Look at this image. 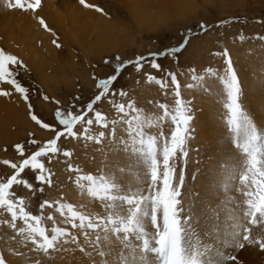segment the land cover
<instances>
[{
  "label": "snow or ice",
  "instance_id": "1",
  "mask_svg": "<svg viewBox=\"0 0 264 264\" xmlns=\"http://www.w3.org/2000/svg\"><path fill=\"white\" fill-rule=\"evenodd\" d=\"M79 2L85 7L103 11L87 4L86 0ZM6 6L35 13L41 7V0H7ZM227 22L222 20L219 24ZM38 23L51 31L43 18H38ZM209 28L210 25L204 22L198 25L201 33ZM192 35L189 29L181 43L158 53H149L151 59L137 56L135 60L121 63L117 56L114 74L104 79L93 77L97 79V94L87 103L86 109L74 113L71 108L75 104H72L66 112L60 108L55 110V120L61 126L59 129L44 122L35 113L30 103V88L19 79L21 70H26L27 66L16 55L0 48V83H7L12 88V91L0 88V96L19 94L27 103L30 119L40 128L54 133L42 144L36 139L16 143L13 147L19 156L18 161L0 160V165L11 169L10 175L5 173L0 176V216L6 214L10 217L0 223L14 230L25 247L31 244L29 251H38L50 257L60 250L59 241L63 239L64 243H68L67 238H70L80 252H85V248L78 243V236L68 228L57 226L51 212L44 216L45 209H54L63 218V223L71 225L86 238L101 258L99 264H244L239 253L246 247L258 246L264 252V235H254V229L264 231V126H260L245 107L242 81L227 48L213 53L223 58L222 70L209 66L198 73L191 68L190 82L185 85L213 96L216 103L222 106L220 119L226 131L220 138L229 145V152L212 162L217 195L220 191L225 195L215 201L209 198L197 216V222L200 219L205 222L203 239L193 228L192 209L195 205H184V191L189 180L187 167L193 151L189 144L195 139L196 129L192 125L196 114L193 101L181 96L177 73L162 68L157 58L167 56L178 63L179 54L189 44ZM252 38L264 43V36ZM239 39L243 41L245 37L240 35ZM56 46L60 47L59 44ZM104 62L111 63L107 59ZM145 62L151 68L165 72V76L160 78L145 73V79L147 83H154L164 90V95L171 87L174 106L149 100L148 104H155L162 110L160 115H156L138 107L135 100L116 103L109 99L117 118L108 120L94 105L109 95L127 97L129 93L123 88L116 90L111 86L128 65H134L136 72H140ZM213 80L219 84L216 91L209 83ZM43 99L48 101L50 98L45 95ZM55 103L59 104V101ZM90 113L93 114L91 118ZM167 121L173 127L165 134L163 126ZM78 124L83 125L80 132L75 130ZM93 124L108 131L90 134ZM118 126L123 132L121 136L117 135ZM152 128L160 131L152 133L149 131ZM62 137L83 138L97 145H104L107 140L99 175L85 173L71 162L67 163V170L75 174L74 184L81 194L99 201L105 215L77 210L71 203L49 199L39 203L41 214L36 215L29 209L26 198L17 195L16 187L22 186L35 196L43 194L45 186H54V173L46 167V161L51 163L59 155L70 160L73 155L71 151L61 149L58 141ZM31 146H35V150L28 154ZM109 155L113 159L110 160ZM28 173L32 174L39 187L30 182ZM198 174L199 170L191 174L193 185ZM232 192L239 193L241 199L231 195ZM84 207L81 205V208ZM45 219L52 221L50 229L44 226ZM91 233H95L94 239H91ZM117 245L120 246L118 252L115 250ZM15 255L23 259L25 253L16 251ZM86 255L92 257L93 253L87 252ZM0 264H8L3 255H0ZM35 264H40V261Z\"/></svg>",
  "mask_w": 264,
  "mask_h": 264
},
{
  "label": "rangeland",
  "instance_id": "2",
  "mask_svg": "<svg viewBox=\"0 0 264 264\" xmlns=\"http://www.w3.org/2000/svg\"><path fill=\"white\" fill-rule=\"evenodd\" d=\"M6 2L7 0H0V48L16 55L27 66L26 70H21L19 79L30 88V103L40 119L58 129L61 126L55 120V110L60 108L66 112L72 104H75L71 108L74 113L78 114L79 109H86L87 103L97 94V79L114 74L117 56L121 63L135 60L137 56L151 59L149 53H158L181 43L189 29L193 35L179 54V62L167 56L158 57L157 62L165 70L177 73L182 98L193 101L196 114L192 125L196 129L195 139L198 136L216 140L226 131L220 119L223 109L215 98L204 94L200 89L185 86L190 82L191 68H195L198 73L209 66L222 70L223 58L214 56L213 53L224 48L229 50L241 78L245 107L256 122L264 126V43L258 38H252L264 36V0H189L190 5L182 13L178 10L180 0H86L87 4L103 9L102 12L96 11L95 7H85L79 0H41V7L35 13L9 9ZM77 8L81 10H77L80 15L74 18L70 11ZM56 10H59L58 13ZM137 11L151 18L137 23ZM55 13L63 18L61 24L54 21ZM233 17L237 19H231ZM26 18L30 21L27 22ZM38 18H43L51 31L45 30L38 23ZM222 20L228 22L219 24ZM201 22L210 25L207 32L199 31L198 25ZM26 23H29L30 28ZM71 28L77 31L72 33ZM31 29L33 32L39 30L42 34L35 35ZM240 35L245 37L243 41L239 39ZM106 59L111 63L106 64ZM145 73L158 78L165 76V72L151 68L147 62L140 72H136L134 65H128L111 87L116 90L123 88L129 95H109L97 102L94 108L101 111L108 120H112L117 118V113L109 99L116 103L135 100L138 107L156 115H160L162 110L155 104H148L149 100L173 107L175 97L171 87L167 90L168 94L164 95V90L158 85L146 82ZM209 83L213 85L214 91L219 88L217 81ZM0 88L12 91L7 83H0ZM45 95L50 98L48 101L43 99ZM55 101H59V104ZM92 116L90 113L89 118ZM171 127L173 125L170 121L164 124L165 134L170 132ZM75 130L82 131L83 125H76ZM100 131L108 130L93 124L90 134L95 135ZM149 131L158 133L160 129L152 128ZM53 135V132L40 128L30 119L27 103L19 94L0 96V160L18 161L19 156L13 147L16 143L36 139L42 144ZM117 135H123L119 126ZM193 140L189 146H192ZM58 144L62 150L67 149L73 155L70 160L59 155L51 163L46 161V167L54 173V186H45L44 193H37L35 196L22 186L15 188L17 195L26 198L33 214H41L38 206L44 199L71 203L82 211V204L78 202L82 196H88L81 194L74 184L75 174L67 170V163L71 162L85 173L99 175L98 169L104 159L103 150L107 149V140L104 145H97L83 138L62 137ZM34 150L35 146H31L28 154ZM109 159L113 157L109 155ZM5 173L10 175L11 169L0 165V176ZM27 178L34 186L39 187L31 173L27 174ZM49 212L54 215L57 226L67 228L62 222L63 218L54 209H45L44 216ZM9 218L5 214L0 216V221ZM43 223L49 229L53 226L52 221L47 219ZM14 236L16 238L12 239ZM20 241L21 237L14 230L0 223V255L5 257L8 264H35L36 261H40V264H63L64 240L58 242V248L62 251L54 252L50 257H45L38 251H29L32 245L25 247ZM16 251L24 252V258L17 257Z\"/></svg>",
  "mask_w": 264,
  "mask_h": 264
},
{
  "label": "bare ground",
  "instance_id": "3",
  "mask_svg": "<svg viewBox=\"0 0 264 264\" xmlns=\"http://www.w3.org/2000/svg\"><path fill=\"white\" fill-rule=\"evenodd\" d=\"M189 5H190L189 0H180L181 10L180 9L178 10L181 11L182 13L186 11L185 8H187ZM73 9H71L70 14L74 18H77L80 15L78 11H81V10H78V8L76 10H73ZM58 11L56 10L55 12L58 13ZM148 18L150 19L151 17L140 11H137L135 14V19L137 23L138 22L143 23L144 20L145 19L147 20ZM53 19L54 21H56V24L57 22L58 23L60 22L61 24L63 21V18L60 16V14L57 15L56 13L53 15ZM28 21L30 20L28 19L27 22ZM32 23H31V26H32ZM26 25L28 28H30L29 23L28 24L26 23ZM70 31H72V33L73 32L75 33V31L77 30L76 29L74 30L71 28ZM36 33H38L39 35L42 34L41 31L39 30H37L34 34L36 35ZM205 134H208V133H205ZM213 134L215 135V132ZM191 144L192 146L190 147L191 149H193V151L190 153L191 158L189 160V164L187 167V173H188L189 180H188V184L184 191L183 200H184L185 207H187L190 203L195 205L192 209L194 213L193 228L195 229L197 233L200 234L201 239H203V232L205 231V222L203 219H200L199 222H197V216L199 215L201 211L202 205L207 203L209 198H212L215 201L218 199H222L225 195L223 191H220L219 194L217 195L216 184L213 182L214 177L212 174V162H214L216 159L228 153L229 145L225 140L221 138H217L215 140L214 138H208V137L199 138L198 136H197V139H194ZM196 149H198V151H195ZM197 161H199V163H197ZM197 170H199V174L197 177V181L193 185L190 177H191V174L193 172H197ZM230 194L233 196H236L237 199H241L240 194L237 192H232ZM78 203L79 204L81 203L82 205L86 206L84 208H81L82 211H86L88 213H94L98 215H105L104 209L101 206L99 201H93L91 200V198H88V197L86 198L82 196ZM66 226L70 232L78 236V243L81 247L85 248V252L84 253L80 252L79 248L77 247V244L74 242H71L70 238H67L69 242L65 243V245L62 248L64 251L62 254L63 260H64L63 264H94V261H95V264H99V261L101 258L93 251V248L90 246L86 238L83 235H80L77 229L71 228V225L66 224ZM256 234L264 235V231H262L261 229H254V235ZM90 237L91 239H94L95 233H91ZM119 248L120 246L117 245L115 249L116 252L119 251ZM87 252H92L93 253L92 257H89L88 255H86ZM239 258L244 262V264H264V252H261L258 246L246 247L244 250H242L239 253Z\"/></svg>",
  "mask_w": 264,
  "mask_h": 264
}]
</instances>
